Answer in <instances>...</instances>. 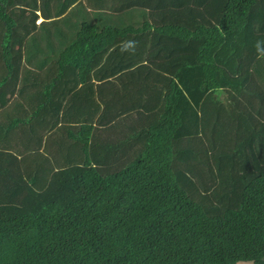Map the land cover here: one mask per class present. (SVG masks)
I'll return each mask as SVG.
<instances>
[{
	"label": "trees",
	"instance_id": "obj_1",
	"mask_svg": "<svg viewBox=\"0 0 264 264\" xmlns=\"http://www.w3.org/2000/svg\"><path fill=\"white\" fill-rule=\"evenodd\" d=\"M85 1L77 28L104 30L94 50L127 95L69 135L79 163L0 151V264L262 260L264 0ZM73 2L0 0V56L16 13Z\"/></svg>",
	"mask_w": 264,
	"mask_h": 264
},
{
	"label": "crops",
	"instance_id": "obj_2",
	"mask_svg": "<svg viewBox=\"0 0 264 264\" xmlns=\"http://www.w3.org/2000/svg\"><path fill=\"white\" fill-rule=\"evenodd\" d=\"M80 2L87 4L77 0L60 16L42 13L41 6L34 13H16L23 28L12 39L14 55L8 60L0 56V151L15 154L34 147L46 163H79L84 154L69 135L102 114L108 119L118 114L113 100L127 94H121L119 81L106 68L110 50L103 39L98 45L103 50H94L91 36L104 35V30H86L82 37L77 28Z\"/></svg>",
	"mask_w": 264,
	"mask_h": 264
},
{
	"label": "clouds",
	"instance_id": "obj_3",
	"mask_svg": "<svg viewBox=\"0 0 264 264\" xmlns=\"http://www.w3.org/2000/svg\"><path fill=\"white\" fill-rule=\"evenodd\" d=\"M136 43L137 42H135V41H125V42H123L122 47H121V52L128 51L129 49L134 50L135 47H136ZM257 47H259V42H257Z\"/></svg>",
	"mask_w": 264,
	"mask_h": 264
},
{
	"label": "rangeland",
	"instance_id": "obj_4",
	"mask_svg": "<svg viewBox=\"0 0 264 264\" xmlns=\"http://www.w3.org/2000/svg\"><path fill=\"white\" fill-rule=\"evenodd\" d=\"M238 264H264V258L257 262H248V263H238Z\"/></svg>",
	"mask_w": 264,
	"mask_h": 264
}]
</instances>
